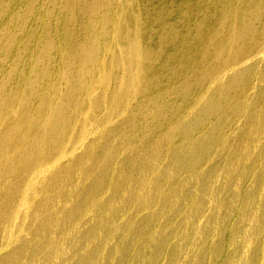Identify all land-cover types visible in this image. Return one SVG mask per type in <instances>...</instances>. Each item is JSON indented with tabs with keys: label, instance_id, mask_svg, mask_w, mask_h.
<instances>
[{
	"label": "rangeland",
	"instance_id": "obj_1",
	"mask_svg": "<svg viewBox=\"0 0 264 264\" xmlns=\"http://www.w3.org/2000/svg\"><path fill=\"white\" fill-rule=\"evenodd\" d=\"M71 1L0 0V264H264V0Z\"/></svg>",
	"mask_w": 264,
	"mask_h": 264
},
{
	"label": "bare ground",
	"instance_id": "obj_2",
	"mask_svg": "<svg viewBox=\"0 0 264 264\" xmlns=\"http://www.w3.org/2000/svg\"><path fill=\"white\" fill-rule=\"evenodd\" d=\"M72 1H76V2L78 3L77 0H72ZM72 1H71V2H72ZM228 1H229V7H231V9H232V12L230 13V15H231V16L236 15V12H235V5H236L239 1H242V0H228ZM249 1H250V0H249ZM250 2H251V1H250ZM73 4H74V3H73ZM73 4H72V5H73ZM75 5H76V3L74 4V6H75ZM82 8H83V7H82ZM82 8H81V11H82ZM119 8H120V7H119ZM72 9H73V8H72ZM79 9H80V8H79ZM76 10H77V9H76ZM84 11H85V9H84ZM221 13L223 14V10L221 11ZM230 15H229V16H230ZM229 16L225 15L223 18H228ZM238 16H239V15H238ZM238 16L236 15V20H237V24H236V25H237V26H239L238 24L241 23V22L244 20V18H245V16H243V15H240L239 17H238ZM235 23H236V21H235ZM116 26L118 27L119 25L117 24ZM249 27H250V26H249ZM134 33H135V32H134ZM136 33H137V32H136ZM138 33H139V32H138ZM150 33H151V32H150ZM153 33H154V35L158 36V42L160 43V45H163V44H166V43H168V44H169V43H170V44H173L172 42H173V41L175 40V38L177 37V34H175V32H157V33L153 32ZM122 34H124V37H121ZM217 34L220 35L219 32H217ZM116 35H117L118 38H120L121 43H122V40H124V41L126 42L125 47H127V49H128V50H127L128 54L126 53V48H124V53H123V55L120 56V57H118V56H119L118 54H117V55L114 54L115 52H114V50H112V51H113V54H112L111 57L113 58L114 61L116 60L115 64H116V63H117V64H116V65L114 64V65L117 66L118 69L116 70L115 73H113L112 70H111L112 73H110V72H109V73H110V75L112 74L111 77H113V75H114L113 78H117V79L119 78V79H118V80H119L118 82H121L120 80H122V82H123V80H124L125 78L123 77L124 79H120V76H123V75H124L123 72L127 73V70H129V68H131L132 72L134 71V73L137 74V75H140V72H139V73H137V72L140 71V69H141V71H142L143 69L141 68L142 65L139 66L138 63L136 62V60H135L136 63L133 62L132 60H131L130 62H128V61L130 60V59H129V56H130V52H131V50H132L131 47L134 48V43L131 42L132 40H131V41L128 40L129 36H128L127 32H119V33H116ZM119 35H120V36H119ZM135 35H136V36H135V38H136V42L138 43V42H139V36H138V34H135ZM147 35H148V33H147ZM208 35H210V34H208ZM218 35H216L213 39H217ZM127 36H128V38H126ZM145 36H146V35H145ZM207 37L209 38V37H211V36H207ZM129 39H130V38H129ZM211 39H212V37L210 38V40H211ZM133 42H134V41H133ZM136 42H135V45H136ZM144 43H145V38L141 41L140 45H141V44L143 45ZM128 44H129V45H128ZM137 45L140 46L139 44H137ZM38 48H39V47H38ZM38 48H37V49H38ZM82 48H83V47H82ZM84 48H85V49H83V51H82V56H81V57H79L80 54H76V53H77L76 51H74L73 53H70V54L73 55V56L75 55V57H72V58H75V59H76V58L78 57V58L80 59V62H81V63H82V61H84V62H86V61H91V60H92V57H91L92 54H91L90 52L87 51L88 48H86L85 46H84ZM91 48H92V47H91ZM140 48L142 49V47H140ZM130 49H131V50H130ZM39 50H40V49H39ZM65 51H67V50H65ZM112 51H111V52H112ZM147 51H148V49H147ZM149 51H150V49H149ZM166 51H167V50H164L163 53H161V54H164ZM33 52H34V49H33ZM132 52H133V50H132ZM132 52H131V53H132ZM139 53H141V51H140ZM143 53H144V52H143ZM35 54H38V53L35 52ZM40 54L42 55V54H43V51H42V53H41V52L39 53V56H40ZM67 54H68V53H67ZM107 54H108V52H107ZM107 54H105L106 57H107ZM115 55H116V56H115ZM126 55H127V56H126ZM139 55H141V54H139ZM37 56H38V55H37ZM39 56H38V57H39ZM108 56H109V55H108ZM141 56H142V55H141ZM143 56H144V55H143ZM143 56H142V57H143ZM145 56H146V55H145ZM152 56H153V54H152ZM130 57H131V56H130ZM150 57H151V56H150ZM150 57H149V58H150ZM78 58H77V59H78ZM120 58L123 59L124 61H127L128 65H125V63H121V64H120V60H121ZM30 59H32V60L34 61V60H36V57H35V59H33L32 57H31ZM82 59H83V60H82ZM107 59H108V58H107ZM147 59H148V56H147ZM147 59H145V60H147ZM32 60H31V61H32ZM72 60L74 61V59H71V61H72ZM85 60H86V61H85ZM103 60H104V59H103ZM29 61H30V60H29ZM150 61H152V60H150ZM35 62H36V61H35ZM38 62H40V61L38 60ZM84 62H83V63H84ZM143 62H145V61H143ZM139 63H140V64H143V63H141V61H139ZM146 63L148 64V62H146ZM17 64H18V63H17ZM17 64H15L16 66H14V65L11 66V68H13V67H14V68L17 67ZM28 64H29V63H28ZM30 64L32 65L33 63H30ZM103 64H104V63H103ZM103 64H102V66H103ZM122 64H124V66H121ZM19 65H20V64H19ZM36 65H37V64H36ZM105 65H106V64H105ZM26 66H27V65H26ZM37 66H38V65H37ZM42 66H43V65H42ZM107 66H108V65H107ZM120 66H121V67H120ZM147 66H148V65H147ZM147 66H146V67H147ZM23 67L25 68L24 70L27 69V68L25 67V65H23L22 68H23ZM29 67H30V66H29ZM40 67H41V66H39V68H40ZM142 67H144V66H142ZM18 68H20V67L18 66ZM31 68H33V67L31 66ZM39 68H38V70H39ZM102 68L104 69V66H103ZM106 68H109V66L106 67ZM34 69H35V68H34ZM55 69H56V68H55ZM112 69L115 71L116 68H115V69L112 68ZM24 70L21 69V71H23V72H24ZM36 70H37V67H36L35 71H36ZM38 70H37V71H38ZM50 70H51V69H50ZM50 70H49V71H46V70H45V71H46V73H47V72L50 73L53 69H52L51 71H50ZM62 70H63V69H62ZM17 71H18V73L21 72V71H19V69H17ZM30 71H32V70L30 69ZM30 71L28 70V74H29ZM35 71H34V72H35ZM37 71H36V73H38ZM43 71H44V69H43ZM55 71H57V69H56ZM59 71H60V70H59ZM109 71H110V70H109ZM8 72H9V71H8ZM13 72L15 73L16 71H13ZM60 72H61V71H60ZM129 72H130V71H129ZM14 73H12V74H14ZM30 73H31V72H30ZM41 73H42V72H41ZM49 73H48V76H49ZM57 73H58V72H57ZM103 73H105V72H103ZM134 73H133V74H134ZM143 73H144V72H143ZM16 74H17V72H16ZM16 74H15V75H16ZM31 74H32V73H31ZM31 74H30V75H31ZM33 74L35 75V73H33ZM50 74H51V75L53 74L54 77L57 78V76L55 75V73H50ZM63 74L66 75V72H63L62 74H59V73H58L57 75H59V77H60V75H63ZM130 74H132V73H130ZM21 75L24 76L25 73H24V74L22 73ZM21 75H19V76H21ZM42 75H43V74H42ZM42 75H41V76H42ZM105 75H106V74H105ZM141 75H143V74H141ZM31 76H33V75H31ZM37 76H38V75H36L35 77H37ZM41 76H40V77H41ZM45 76H46V75H45ZM45 76H44V77H45ZM106 76H107V75H106ZM115 76H116V77H115ZM24 77H25V76H24ZM67 77H70V73L67 74ZM108 77H109V76H108ZM108 77H107V78H108ZM128 77H129V76H128ZM133 77H134V76H133ZM45 78H48V77H45ZM51 78H52V77H51ZM101 79H104V78H101ZM126 79H128V81H129L131 78H126ZM107 80H108V79H107ZM111 80H112V79H111ZM114 80H115V79H114ZM124 81H125V80H124ZM128 81H127V82H128ZM130 81H131V80H130ZM114 82H115V81H114ZM116 82H117V80H116ZM122 82H121V83H122ZM133 82H134V81H133ZM124 83L126 84V82H124Z\"/></svg>",
	"mask_w": 264,
	"mask_h": 264
}]
</instances>
